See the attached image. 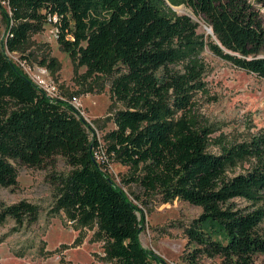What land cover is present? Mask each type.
Masks as SVG:
<instances>
[{
	"label": "trees",
	"instance_id": "obj_1",
	"mask_svg": "<svg viewBox=\"0 0 264 264\" xmlns=\"http://www.w3.org/2000/svg\"><path fill=\"white\" fill-rule=\"evenodd\" d=\"M183 6L213 35H200L199 24L176 11ZM262 9L264 0H0L4 49L27 63L31 37L53 23L61 50L86 68L82 77L109 80L115 125L102 146L72 105L48 97L3 49L0 186L18 184L13 162L38 169L62 157L72 171L60 180L56 208L80 225L95 223L113 264H167L140 243L144 219L136 202L145 204L142 196H129L107 172L111 162L121 164L129 170L124 185H137L146 198L202 209L184 231L187 247H195L186 256L190 264L201 256L255 264L264 255L258 231L264 221V134L238 144L213 141L194 97L207 93L206 47L264 80ZM39 67L54 75L60 64L45 56ZM248 160H254L252 168L230 175ZM9 218L34 223L38 207L27 201L3 207L0 225Z\"/></svg>",
	"mask_w": 264,
	"mask_h": 264
},
{
	"label": "rangeland",
	"instance_id": "obj_2",
	"mask_svg": "<svg viewBox=\"0 0 264 264\" xmlns=\"http://www.w3.org/2000/svg\"><path fill=\"white\" fill-rule=\"evenodd\" d=\"M3 7L7 8L6 2ZM179 14L190 15L199 24L198 33L207 38L211 32L205 23L197 18L190 9L179 7ZM264 15V9H262ZM6 28L0 32V51L4 49ZM31 49L25 67L21 56L8 57L30 77L37 74L39 62L45 56L57 60L60 69L51 78L68 96H77L82 103L83 117L92 125L91 137L97 138L102 146L105 135L115 129L110 114L113 103L110 82L99 77L84 79L86 68L77 67L57 43V29L53 23L45 25L43 32L30 39ZM264 55V53H263ZM206 65L204 80L207 93H197L194 97L195 108L211 131V139H224L229 143L250 142L264 134V80L233 66L209 48L201 52ZM104 88L100 93L99 89ZM116 108H121L116 105ZM115 113V106L113 114ZM211 151L217 152L216 148ZM99 162L104 152L96 154ZM18 171V184L5 188L0 186V212L3 207L27 201L38 207V220L31 223L25 220L17 223L14 219L0 225V264H113L106 256V243L97 235L95 223L87 226L73 222L65 211L56 208L55 196L60 180L70 175L72 168L62 157L53 164L42 168H29L13 162ZM254 160L240 163L230 175L245 173L252 168ZM111 179L129 196L134 192L142 196L145 204L137 203L144 219L139 236L142 247L164 260L167 264H190L186 256L195 247H187L185 228L202 214L200 207L182 201L162 204L157 197L146 198L137 185L126 186L123 178L128 174L127 167L111 162L108 166ZM258 231L264 235V221ZM156 264V263H152ZM195 264H221L219 258L201 256ZM255 264H264V255L255 259Z\"/></svg>",
	"mask_w": 264,
	"mask_h": 264
},
{
	"label": "built area",
	"instance_id": "obj_3",
	"mask_svg": "<svg viewBox=\"0 0 264 264\" xmlns=\"http://www.w3.org/2000/svg\"><path fill=\"white\" fill-rule=\"evenodd\" d=\"M55 21V19H54ZM26 63H22V66L25 67ZM21 67V66H20ZM37 74L30 73V79L34 82V84L43 91L48 97L52 99L67 101L70 105L74 107L81 115L82 112V103L80 98L77 96H73L68 98L66 95L63 94L61 87L51 78L46 68H38ZM83 116V115H82Z\"/></svg>",
	"mask_w": 264,
	"mask_h": 264
},
{
	"label": "water",
	"instance_id": "obj_4",
	"mask_svg": "<svg viewBox=\"0 0 264 264\" xmlns=\"http://www.w3.org/2000/svg\"><path fill=\"white\" fill-rule=\"evenodd\" d=\"M209 29H210V28H209ZM210 31H211V32H210L209 34H210V35H213V32H212V30H211V29H210ZM86 121H87V120H86Z\"/></svg>",
	"mask_w": 264,
	"mask_h": 264
},
{
	"label": "bare ground",
	"instance_id": "obj_5",
	"mask_svg": "<svg viewBox=\"0 0 264 264\" xmlns=\"http://www.w3.org/2000/svg\"><path fill=\"white\" fill-rule=\"evenodd\" d=\"M210 30V29H209Z\"/></svg>",
	"mask_w": 264,
	"mask_h": 264
}]
</instances>
